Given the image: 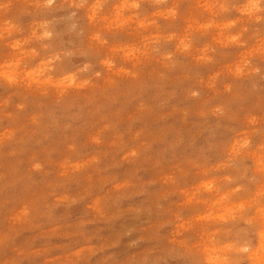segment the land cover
Masks as SVG:
<instances>
[{"label": "rangeland", "instance_id": "obj_1", "mask_svg": "<svg viewBox=\"0 0 264 264\" xmlns=\"http://www.w3.org/2000/svg\"><path fill=\"white\" fill-rule=\"evenodd\" d=\"M244 2L0 0V264H125V258L134 250L128 247V238L121 239L122 232L130 224H136L139 231L145 229L146 221H136L128 216L97 217L85 204L71 209L58 208L51 218L39 211H34L29 218H14L24 202L33 201L37 207L40 206L45 195L43 190L55 175L59 162L69 155H81L93 147L89 143L90 135L100 126L102 116H112L113 101L119 103L121 109L128 110L135 107L137 92L149 99L154 98L150 84L146 83L140 89L126 79H119L115 89L105 92L103 87L95 90L79 88L76 78L67 80L62 86L42 84L39 87L22 78L24 71L37 67L42 59L54 53H58L60 59H53L50 70L45 72V76L50 75L54 80L82 68L86 63H91L93 67L79 73L80 78L95 71L103 72L98 63L103 52L88 47L89 37L97 31L106 36L110 43L135 40L152 33L167 36L187 32L194 40V47L200 48L210 43L215 49L208 53L213 57L211 63H196L185 56L181 58V65L169 76L166 87L176 92L175 103L189 110L192 119L185 125L182 113L175 112L169 114L168 123L169 126H185L190 130V142L182 152L203 151L212 163L224 159V150L231 143L233 130L248 132L249 148L232 160L227 169H217L211 173L217 177L225 174L234 177L232 182L221 180L218 187L220 192L239 187L231 195L230 203H243L244 207L234 213V218L197 225L189 235L199 241L207 234V264H217L211 259L210 250L224 243L248 248L247 252L229 250V264H264V248L261 247L264 218L259 211L264 207V194H261L264 190V170H261V160L264 159V148L261 147L264 145V80L259 75L235 80L225 72L217 78L214 88L207 87L209 76L238 60L241 53L258 49L261 39H264V12H256L249 18L238 10ZM97 3L100 7L93 19L92 5ZM132 3L139 4V7H120ZM220 3H226L228 10H221ZM206 4L217 6L210 9L205 7ZM171 9L175 10L174 18L168 15ZM130 16L134 19L122 28L116 27L121 20ZM256 16L261 18L257 20ZM233 19L237 20V24L225 35L235 34L246 27L240 44L216 42L213 38L220 33L218 27L207 31L197 27L209 20L222 24ZM140 20L155 23L140 29L137 27ZM45 32L51 35L44 36ZM17 42L19 46L14 47ZM176 43V39L161 41V47L171 50ZM32 49L38 55H30ZM17 60L18 65L15 64ZM249 60L253 66L260 67L264 74V52L253 51ZM13 68L21 75L15 82H10L2 73L5 70L11 73ZM145 71L150 74L152 66H146ZM226 82H232L244 97L232 103L230 118L218 120L210 113L201 117L199 113L206 107L205 102L210 105L228 99L222 93ZM253 83L256 84L255 89L252 88ZM198 85L202 88L201 100L186 99V90ZM248 112L260 118L256 124H248ZM69 143L77 146L76 153L67 151ZM33 160L44 162L46 172H33ZM142 174L146 178L157 177L156 170L151 166H145ZM197 179L196 174H189L184 177V183L191 184ZM176 200L178 196L173 194L169 203ZM206 206L186 207L184 214L190 215L198 207ZM83 217L91 222L86 229L78 231L73 224ZM53 223L57 225L55 230L50 228ZM171 228V225L162 228L161 234L167 235ZM157 243L162 246L164 242L146 238L136 251L154 247ZM203 258L201 253L195 257L165 256L166 264H198Z\"/></svg>", "mask_w": 264, "mask_h": 264}, {"label": "clouds", "instance_id": "obj_2", "mask_svg": "<svg viewBox=\"0 0 264 264\" xmlns=\"http://www.w3.org/2000/svg\"><path fill=\"white\" fill-rule=\"evenodd\" d=\"M216 6V4L205 5L210 9ZM99 7L98 3L92 5L93 19ZM120 7L137 8L139 4L132 3ZM219 8L228 10L226 3H220ZM238 10L251 18L256 12H264V0H245ZM119 15L118 12L117 16ZM168 15L174 18L175 10H169ZM260 18L256 16L257 20ZM133 19L132 16L127 17L116 27L122 28ZM152 23L155 21L140 20L137 27L144 29ZM236 24L235 19L222 24L209 20L207 23L198 24L197 27L205 31L218 27L220 33L213 38L216 42L240 44L243 33L247 31L246 27L235 34L225 35L227 30L235 27ZM43 35L50 36L51 33L45 32ZM221 36L223 39H220ZM173 39L177 41L174 49H162L161 41ZM18 46L19 42L14 45V47ZM88 47L103 52L98 58L103 72L95 71L87 77L80 78L79 73L87 72L93 67L91 63H86L82 68L63 74L54 80L50 75L45 76V72L50 70L51 61L60 59L59 54L54 53L42 59L37 67L24 71L22 78L37 87L42 84L62 86L67 80L76 78L79 88L95 90L103 87L105 92L115 89L119 79H126L134 82L140 89H143L146 83L150 84L154 98L149 99L141 92H137L135 107L128 110L121 109L119 103L113 101L112 116H102L100 126L90 135L89 143L93 147L81 155L75 157L69 155L59 162L55 175L43 190L45 195L40 206L37 207L33 201L24 202L14 218L17 220L29 218L34 211L51 218L58 208L71 209L85 204L97 217L128 216L136 221L147 222L144 231H139L136 224H130L122 232L121 239L128 238V247L134 250L125 258V264H162V262L166 264V255L195 257L197 253L204 256L198 264H207L209 258V249L205 242L207 234L199 241L191 238L189 234L197 225L234 218V213L244 207L243 203H230L231 195L238 191L239 187L225 192L219 190L218 185L221 180L232 182L234 177L230 174L217 177L211 173L217 169H227L232 160L249 148V134L246 130H233L231 143L224 150V159L217 163L208 161L203 151L182 152L184 146L190 142V130L185 126H169V114L181 112L182 122L185 125L191 121L192 116L189 110L182 109L175 103L176 92L168 89L166 85L169 76L181 65L182 57H191L196 63H211L213 57L208 53L215 49L210 43H205L200 48L194 47V40L187 32L180 35L172 33L167 36L152 33L135 40L110 43L106 36L97 31L89 37ZM256 50L264 52V39H261L258 49L241 53L238 60L209 76L207 87L214 88L217 78L225 72L235 80L257 75L264 80L261 68L253 66L249 60ZM29 54L38 55L35 49ZM15 64L18 65L19 60ZM148 65L153 68L150 74L145 71ZM2 74L10 82H15L21 75L15 71V68L11 73L5 70ZM252 88H256L255 83L252 84ZM222 93L228 99L210 105L205 102L206 107L199 113L201 117L210 113L218 120H226L232 114V103L244 98L241 91L234 88L232 82L224 84ZM185 96L189 101H200L202 88L199 85L191 87L186 90ZM246 118L249 125L256 124L260 119L252 112H248ZM261 147L264 148V145ZM67 151L71 154L76 153L78 149L75 144L69 143ZM145 166L155 169L157 177L146 178L142 174ZM31 170L38 173L46 172L45 163L33 160ZM261 170H264V159L261 160ZM189 174H196L198 179L194 183L185 184L184 177ZM173 194L178 196V200L170 204L169 200ZM261 194H264V190ZM213 196L215 198L210 200L209 198ZM201 205L207 206L198 207L190 215L184 214L186 207ZM259 211L264 218V207ZM90 222L87 217H83L75 221L73 227L82 231ZM168 225L172 226L171 231L167 235H162L161 229ZM56 227L55 223L50 224L51 229L55 230ZM261 236L264 238V232ZM146 238L164 243L162 246L157 243L154 247L136 251ZM261 247L264 248V239L261 241ZM229 250L247 252L248 248L237 247L234 243H224L221 247L210 250L211 259L217 264H229L227 256Z\"/></svg>", "mask_w": 264, "mask_h": 264}]
</instances>
